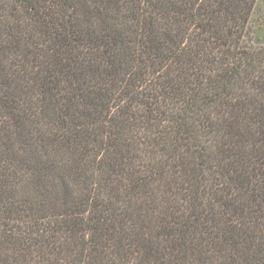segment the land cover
<instances>
[{"label": "trees", "instance_id": "1", "mask_svg": "<svg viewBox=\"0 0 264 264\" xmlns=\"http://www.w3.org/2000/svg\"><path fill=\"white\" fill-rule=\"evenodd\" d=\"M260 0H0V264H264Z\"/></svg>", "mask_w": 264, "mask_h": 264}, {"label": "rangeland", "instance_id": "2", "mask_svg": "<svg viewBox=\"0 0 264 264\" xmlns=\"http://www.w3.org/2000/svg\"><path fill=\"white\" fill-rule=\"evenodd\" d=\"M257 36L261 41H264V0H260L253 17Z\"/></svg>", "mask_w": 264, "mask_h": 264}]
</instances>
